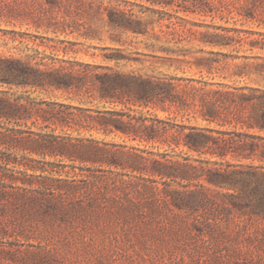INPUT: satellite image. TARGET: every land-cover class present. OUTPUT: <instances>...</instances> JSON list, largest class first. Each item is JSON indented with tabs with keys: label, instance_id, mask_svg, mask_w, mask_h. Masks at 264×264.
<instances>
[{
	"label": "rangeland",
	"instance_id": "rangeland-1",
	"mask_svg": "<svg viewBox=\"0 0 264 264\" xmlns=\"http://www.w3.org/2000/svg\"><path fill=\"white\" fill-rule=\"evenodd\" d=\"M115 13L132 18L136 27L112 23ZM223 27L237 28L239 32H230L237 41L227 46L208 43L206 32H224ZM259 32L264 33V0H0V58H18L42 69L85 71L90 85L96 73L109 68L183 78L175 80L177 89H185L188 78L214 86L218 82L264 85L254 66L243 74L236 64L264 57V49L250 43L264 38ZM116 50L124 57H113ZM207 59L216 61L210 65ZM0 90L11 95L27 91L37 99L93 109L123 106L55 87L11 88L0 83ZM150 111L178 123L221 127L203 119L197 106L179 112L174 106ZM29 126L40 129L31 121L21 127ZM56 132L161 152L168 149L171 154L188 151L183 145L172 151L167 145L130 139L121 131L106 134L96 128L59 127ZM188 152L194 159L199 157ZM46 159L56 161V167L52 174H45L84 187L71 193L69 200L57 202V216L24 214L21 208L0 216L5 224L10 223L9 233H0V264H264V195L260 193L249 197L242 187L223 188L203 180L211 198L208 203L202 204L197 194L189 193L182 208L170 199L139 207L135 189L122 182L130 179L128 175H114L103 170L108 165L93 163H86L92 170L82 173L76 167L82 166L79 161L60 156ZM226 160L244 164L249 177L264 191V160H239L231 155ZM87 174L96 177L86 186L82 177ZM158 186L159 197L166 195L165 187L183 189L173 180L167 186L158 182ZM187 190L198 191L199 186L191 184ZM14 217L21 221L19 229L11 225Z\"/></svg>",
	"mask_w": 264,
	"mask_h": 264
},
{
	"label": "trees",
	"instance_id": "trees-1",
	"mask_svg": "<svg viewBox=\"0 0 264 264\" xmlns=\"http://www.w3.org/2000/svg\"><path fill=\"white\" fill-rule=\"evenodd\" d=\"M111 17L116 25L136 27L133 26L134 20L124 13H115ZM221 29L224 32H206L208 43L227 46L237 41L230 34L231 31L239 32L237 28ZM259 34L264 35L262 32ZM250 43L253 47L264 49V38L250 40ZM113 57L119 60L124 56L116 50ZM256 59L261 61L236 63L242 70L240 73L248 74L250 70L247 68L254 66L255 72L264 78V57L256 56ZM207 60L211 61L210 65L216 61ZM95 78L90 85L87 82L89 74L85 71L66 70L65 67L42 69L18 58H0V83L11 88L14 85L55 87L74 90L77 94H93L99 101L123 105L121 108L93 109L37 99L27 91L11 95L6 90H0V216L18 208L24 214L57 216L60 213L57 202L69 200L71 193L84 187L74 180L45 174V171L52 174L56 167V161L47 160V156L79 161L82 166L76 167L82 173L92 170L86 168V163H93L108 165L109 169L103 170L114 175H128L130 179L123 178L122 182L135 189L139 207L159 200L168 203L170 199L182 208L188 201L186 195L189 193L197 194L202 204L208 203L211 198L203 180L223 188L242 187L249 197H254L256 193L264 195L262 186L249 177L250 171L245 169L244 164L226 160L229 155L239 160H264V85L218 82L214 86L212 82L188 78L196 83L189 81L185 89H177L175 80L183 78L154 77L110 68L109 71L96 73ZM173 106L178 112L197 106L203 119L216 122L221 127L178 123L150 111V108L170 110ZM29 121L39 125L40 129L21 127L28 125ZM59 127L78 131L96 128L106 134L121 131L130 139L167 145L172 151L183 145L199 157L192 158L184 149L171 154L168 149L161 152L138 145L57 133ZM204 154L220 160L204 158ZM46 165L51 166V170ZM247 166L252 168L253 165ZM95 177L87 174L82 180L87 186L94 182ZM171 180L183 189L165 187L166 195L159 197L158 182L167 186ZM191 184L199 186V190L188 191L187 187ZM229 196L235 197L236 194ZM9 225L0 217V233L8 234ZM11 225L19 229L21 221L14 217Z\"/></svg>",
	"mask_w": 264,
	"mask_h": 264
}]
</instances>
